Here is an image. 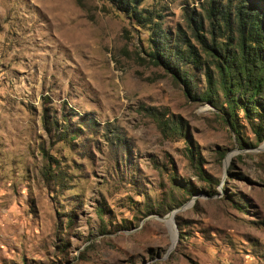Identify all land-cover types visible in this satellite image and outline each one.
Wrapping results in <instances>:
<instances>
[{"label":"rangeland","instance_id":"obj_1","mask_svg":"<svg viewBox=\"0 0 264 264\" xmlns=\"http://www.w3.org/2000/svg\"><path fill=\"white\" fill-rule=\"evenodd\" d=\"M211 2L139 0L204 61ZM152 29L108 0H0V264H264V105L233 130L212 62L211 104Z\"/></svg>","mask_w":264,"mask_h":264},{"label":"trees","instance_id":"obj_2","mask_svg":"<svg viewBox=\"0 0 264 264\" xmlns=\"http://www.w3.org/2000/svg\"><path fill=\"white\" fill-rule=\"evenodd\" d=\"M108 1L132 16L141 26L153 28L151 59L181 79L188 94L192 95L194 90V78L187 66L193 65L203 70L209 91L202 99L211 104L214 103V87L217 86V73L212 69V65L215 66L227 104L224 119L233 130L240 111L251 119L263 110L264 2L212 0L206 16L210 29L205 32L201 28L193 29V34L203 47L204 61L191 42H184L180 33L174 40L168 36L159 22L161 16L156 17L147 10H141L139 0ZM92 125L90 123L89 126ZM236 139L243 146L241 137ZM262 142L264 138L259 139V143ZM184 238L180 231L179 241L182 242Z\"/></svg>","mask_w":264,"mask_h":264},{"label":"water","instance_id":"obj_3","mask_svg":"<svg viewBox=\"0 0 264 264\" xmlns=\"http://www.w3.org/2000/svg\"><path fill=\"white\" fill-rule=\"evenodd\" d=\"M259 150H264V149H262V147H260ZM186 207H187V206H185V207H183V208H181V209H179V210H175V211L171 212L170 214H168L167 216H165V217L163 218V220L166 221V220H168V219H171V220H172V225H174V227H177V225H176V223H175V215H176L177 212H179V211H181V210H184ZM176 236H177V242H178V240H179V233H177Z\"/></svg>","mask_w":264,"mask_h":264}]
</instances>
